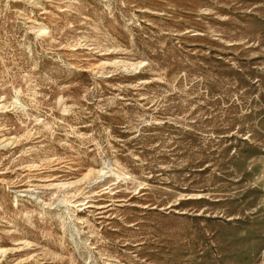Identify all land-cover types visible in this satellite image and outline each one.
I'll return each mask as SVG.
<instances>
[{"label":"rangeland","instance_id":"1","mask_svg":"<svg viewBox=\"0 0 264 264\" xmlns=\"http://www.w3.org/2000/svg\"><path fill=\"white\" fill-rule=\"evenodd\" d=\"M0 264H264V0H0Z\"/></svg>","mask_w":264,"mask_h":264}]
</instances>
